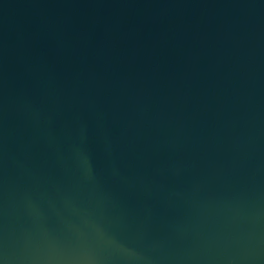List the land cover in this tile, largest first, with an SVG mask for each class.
<instances>
[{
	"label": "water",
	"instance_id": "95a60500",
	"mask_svg": "<svg viewBox=\"0 0 264 264\" xmlns=\"http://www.w3.org/2000/svg\"><path fill=\"white\" fill-rule=\"evenodd\" d=\"M0 264H264V0H0Z\"/></svg>",
	"mask_w": 264,
	"mask_h": 264
}]
</instances>
